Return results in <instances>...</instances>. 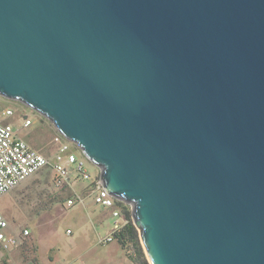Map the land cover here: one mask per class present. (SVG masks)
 <instances>
[{"label": "water", "instance_id": "95a60500", "mask_svg": "<svg viewBox=\"0 0 264 264\" xmlns=\"http://www.w3.org/2000/svg\"><path fill=\"white\" fill-rule=\"evenodd\" d=\"M0 96L98 169L149 264H264V0H0Z\"/></svg>", "mask_w": 264, "mask_h": 264}, {"label": "rangeland", "instance_id": "374dc122", "mask_svg": "<svg viewBox=\"0 0 264 264\" xmlns=\"http://www.w3.org/2000/svg\"><path fill=\"white\" fill-rule=\"evenodd\" d=\"M5 109L14 112V116L5 123L19 129L18 135L34 150L51 157L56 147L52 140L56 133L54 126L21 103L0 97V113ZM24 116L32 121L28 129H21ZM83 162L91 174L89 181H78L73 189H57L53 183V171L51 167H46L7 194L1 195L0 213L10 226L19 230L29 229L31 240L45 238V243L53 251L57 249L71 256L75 250L78 251L77 254H81L78 261L69 264H80L82 261L85 264H103L106 260L103 252L106 249L122 251L130 264H139L137 248L131 241H127L124 246L117 241L108 245L97 244V235H105L115 219L109 211L95 204L94 194L83 193L99 174L98 169L87 159H83ZM76 195H81L83 202L68 207L67 200ZM67 230L71 234H67ZM139 244L147 260L140 239ZM44 248L43 243L42 250ZM81 248L86 250L80 251Z\"/></svg>", "mask_w": 264, "mask_h": 264}, {"label": "built area", "instance_id": "2783aa9c", "mask_svg": "<svg viewBox=\"0 0 264 264\" xmlns=\"http://www.w3.org/2000/svg\"><path fill=\"white\" fill-rule=\"evenodd\" d=\"M13 116L14 112L11 109H5L0 113V195L7 194L46 167H51L53 183L57 189H65L66 187L73 189L76 182L91 179V174L86 170L83 162V159L86 158L75 144L56 131L52 139L56 146L52 156L48 157L39 153L18 135L19 129L5 123L7 119ZM31 126L32 121L28 116H24L21 129H28ZM99 178L98 174L87 188L88 190L83 193L94 194L95 204L101 209L109 211L115 219L110 231L98 239L100 245H108L116 241L114 235L128 223V220L117 206L118 201L105 194ZM82 202V196L76 195L75 198L67 200V206L72 207L76 203ZM29 233L28 229L17 232L0 213L1 250L8 252L23 246ZM66 233L70 234V231L67 230Z\"/></svg>", "mask_w": 264, "mask_h": 264}, {"label": "crops", "instance_id": "0c3cea01", "mask_svg": "<svg viewBox=\"0 0 264 264\" xmlns=\"http://www.w3.org/2000/svg\"><path fill=\"white\" fill-rule=\"evenodd\" d=\"M14 228L18 232L19 228ZM110 229L105 233V235L110 231ZM29 236L26 238L25 243L21 247L11 249L8 252H5L0 249V264H69L75 260L78 261V258L81 256V254H77L78 251L76 250L73 252L75 253L73 256L68 254H62L60 250L57 249L53 251L51 248L48 247L50 245H48V243H45V238H35L31 240ZM103 236L97 235V244L98 239ZM43 243L45 244V248L42 250ZM51 245L53 246V244ZM85 250L86 249L82 250L81 248L80 251ZM103 256L106 258L103 264L131 263L130 260L124 256L122 251L106 249L103 252ZM80 264H85V262L82 261Z\"/></svg>", "mask_w": 264, "mask_h": 264}, {"label": "trees", "instance_id": "16d2710c", "mask_svg": "<svg viewBox=\"0 0 264 264\" xmlns=\"http://www.w3.org/2000/svg\"><path fill=\"white\" fill-rule=\"evenodd\" d=\"M117 206L120 208L122 215L128 220V223L114 235L117 243L121 246L126 245L127 241L134 243L137 248L138 256L140 257L139 264H148L139 244L138 232L132 224L130 208L120 202L117 203Z\"/></svg>", "mask_w": 264, "mask_h": 264}]
</instances>
